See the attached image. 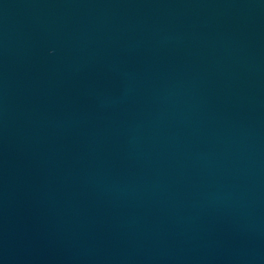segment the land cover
Instances as JSON below:
<instances>
[{"label": "water", "instance_id": "water-1", "mask_svg": "<svg viewBox=\"0 0 264 264\" xmlns=\"http://www.w3.org/2000/svg\"><path fill=\"white\" fill-rule=\"evenodd\" d=\"M0 264H264V0H0Z\"/></svg>", "mask_w": 264, "mask_h": 264}]
</instances>
